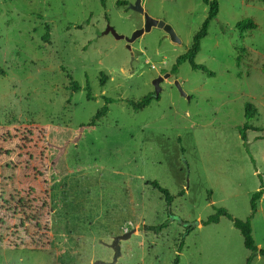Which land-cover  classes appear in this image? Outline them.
I'll return each mask as SVG.
<instances>
[{
  "label": "rangeland",
  "instance_id": "rangeland-1",
  "mask_svg": "<svg viewBox=\"0 0 264 264\" xmlns=\"http://www.w3.org/2000/svg\"><path fill=\"white\" fill-rule=\"evenodd\" d=\"M217 1L195 57L209 77L188 63L170 73L206 17L203 0H141L180 43L154 27L132 56L104 31L142 28L135 0H0V264L108 263L106 245L132 230L114 264H247L227 218L202 224L220 208L248 221L264 249V2ZM248 20L256 29H236ZM159 76L157 99L127 106L153 94ZM103 98L114 102L87 127ZM246 124L257 130L243 139ZM146 182L173 196L170 208Z\"/></svg>",
  "mask_w": 264,
  "mask_h": 264
},
{
  "label": "trees",
  "instance_id": "trees-1",
  "mask_svg": "<svg viewBox=\"0 0 264 264\" xmlns=\"http://www.w3.org/2000/svg\"><path fill=\"white\" fill-rule=\"evenodd\" d=\"M258 1L264 2V0H258ZM203 3L208 7L206 17H205L203 23L201 24L200 29L194 35L191 47L184 54H182L176 58V61L170 70V73L173 75L178 73V69L182 64L188 63L193 71H201V72L207 74L209 77L214 76V74L212 72L208 71L205 67L195 63V57L198 54V52L200 51L201 41L207 36V32H208V28H209L210 23L213 20H215L217 18V15H218V7L219 6H218L217 0H203ZM102 5L104 6L103 1H102ZM117 5L123 6V5H125V2H123V1L117 2ZM236 29H239L241 32H249V31H253L254 29H256V25L252 21L248 20V21H243V22L238 23L236 25ZM42 40L46 42L48 40V34L44 35ZM103 80H105V78H103L101 80L102 85H103ZM85 89L87 91H89V86L86 85ZM71 90H72V92H79L80 87L78 86V84L76 82H73L71 85ZM87 95L89 97V94H87ZM153 99H155L154 95L149 94V95L143 97L142 99L138 100L137 102L126 101V104L133 111L137 112V111H140V110L144 109L145 107H147ZM103 101H104L103 106L95 113V115L92 117L91 121L88 123L87 127H95L97 125V122L101 118L105 117V115L108 113V111H109L108 106L114 102L110 98H103ZM254 113H255V109H253L251 104H248L245 108L246 120L249 121L252 118H254ZM248 130L256 131L257 128L250 126L248 124L244 125L239 131L241 133V136L243 137V139H245V132ZM146 185L157 190L163 196L166 207L167 208L171 207V204H172L174 198H173V196H171L169 194V192L167 190L161 188L157 182H146ZM259 196H260V194L256 193L251 199V211H252V213L256 209L255 202L258 200ZM221 217L227 218L232 223L233 227L239 231V233L241 234V236L243 238L244 247L251 252L250 257L247 260V264H249L253 260V258L257 255L261 256L264 259V249L258 250L257 247L255 246V243H254V240H253L252 234H251V227H250V224L248 221H241V220L233 219L227 213V211L225 209L220 208V209H217L215 214L208 217L206 219V221H204L202 224L204 226H208L211 224H217ZM162 229H163V226L145 227V230L148 232H152V231L153 232H159ZM190 230H191V228H187L185 230V233L188 234ZM182 246L183 245L181 243V245L179 247V251L181 250ZM174 264H178V258L175 260Z\"/></svg>",
  "mask_w": 264,
  "mask_h": 264
},
{
  "label": "water",
  "instance_id": "water-1",
  "mask_svg": "<svg viewBox=\"0 0 264 264\" xmlns=\"http://www.w3.org/2000/svg\"><path fill=\"white\" fill-rule=\"evenodd\" d=\"M129 9L132 11H135L137 13H139L140 15L143 16L144 19V24L143 27L134 31L129 37L123 36V35H118L115 30L110 27L109 25L106 26V29L104 31V34H111L115 39L117 40H124L126 43V48L127 50L130 52L131 56H132V52H131V44L138 39L139 37H141L143 34L148 33L152 28L156 27L159 28L161 30H163V32L169 37V39L174 42V43H180V40L177 38V36L175 35V33L173 32L172 28L168 25H166L164 22L162 21H158L155 20L153 18H151L150 16H148L142 6H141V0H135L134 4L129 5ZM163 77L159 76L157 77L154 81H153V86H154V98L157 99L159 97V94L161 92V87H160V83L163 82ZM175 87L177 88V90L179 91V93L181 94L182 97H186L187 100L189 99V97L186 96V94L182 91L181 86L179 85L178 82H174ZM182 224L184 225L185 223L182 222ZM198 223L195 224V226H197ZM186 227H188V225L185 224ZM134 232V230H132L131 232H127L124 233L122 235L119 236H115L112 238V241L109 245H106L108 248H110L113 251V257H112V261L105 263L102 261H96L94 262V264H114L118 258V256H120V245L119 243L121 241H125L127 240L131 234Z\"/></svg>",
  "mask_w": 264,
  "mask_h": 264
}]
</instances>
